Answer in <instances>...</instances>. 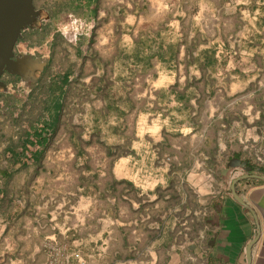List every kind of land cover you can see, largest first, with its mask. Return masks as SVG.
<instances>
[{
  "label": "crops",
  "instance_id": "0c3cea01",
  "mask_svg": "<svg viewBox=\"0 0 264 264\" xmlns=\"http://www.w3.org/2000/svg\"><path fill=\"white\" fill-rule=\"evenodd\" d=\"M125 1L101 13L108 39L167 51L147 103L114 138L74 141L69 167L44 171L36 142L20 148L36 164L0 165V264H264V180L234 184L264 178V0Z\"/></svg>",
  "mask_w": 264,
  "mask_h": 264
},
{
  "label": "rangeland",
  "instance_id": "374dc122",
  "mask_svg": "<svg viewBox=\"0 0 264 264\" xmlns=\"http://www.w3.org/2000/svg\"><path fill=\"white\" fill-rule=\"evenodd\" d=\"M107 1H98L95 16L90 15L92 18L85 15L87 10L72 9L78 4L76 0L34 1L36 9H40L43 17H49V21L42 23L43 31L27 32L26 40L19 48H23L25 54L48 60L47 69L39 84L33 78L26 81L16 78L9 82L7 89L0 88V165L3 170L25 169L19 165L12 166L6 156L20 151L21 138L31 128H36L38 119L46 115L48 87L60 75L68 78L69 82L61 99L59 128L47 147L49 159L44 171L57 162V156L63 157L61 169L69 167L68 156L74 154L71 146L74 141L78 149L83 150L86 142L112 138L116 135L120 119L126 114L132 115L136 108L147 103V99L138 96L142 88L148 87L144 80L149 75L148 56L153 51L147 57H140L139 50L118 46L115 32L112 39H108L107 30L103 28L106 19L101 13L119 11L121 3L115 2L112 6ZM131 4V0L125 1V9ZM159 6L155 5L156 8ZM73 19L79 22L78 32L75 41L70 42L60 31H55L59 29L58 25L69 24ZM68 36H72L71 30ZM160 40L162 38L158 36L152 41H144L142 46L158 45ZM27 194L29 202L36 205V197L32 196L34 190L29 188ZM45 200L39 205L46 203L49 209L56 205L49 198Z\"/></svg>",
  "mask_w": 264,
  "mask_h": 264
},
{
  "label": "water",
  "instance_id": "95a60500",
  "mask_svg": "<svg viewBox=\"0 0 264 264\" xmlns=\"http://www.w3.org/2000/svg\"><path fill=\"white\" fill-rule=\"evenodd\" d=\"M35 0H0V87L6 88L2 81L4 73L24 76L28 70L43 69L48 60L34 58L30 54L17 56L15 49L23 33L29 29H34V23L40 17V11L34 5ZM245 178H259L257 175H246L235 180ZM234 190V187H233Z\"/></svg>",
  "mask_w": 264,
  "mask_h": 264
},
{
  "label": "trees",
  "instance_id": "16d2710c",
  "mask_svg": "<svg viewBox=\"0 0 264 264\" xmlns=\"http://www.w3.org/2000/svg\"><path fill=\"white\" fill-rule=\"evenodd\" d=\"M77 6H72L75 11H89L90 7H94L93 16L96 14L97 3L99 0H76ZM143 45V44H142ZM139 54V51H138ZM137 54V55H138ZM208 54V53H207ZM209 55V54H208ZM207 55V57H209ZM167 56V51L163 46H159L155 50L150 58H157L159 60L164 59ZM212 64V63H211ZM68 78L59 76L55 80H52L48 87V94L45 97V113L46 115L38 119L39 125L36 128H31L23 138H21V144L29 145L32 142L41 143L43 150L47 148L56 134L60 121H61V110H62V97L66 93V87L68 85ZM36 147L31 150L28 154H22L21 151L16 153H9L6 159L12 166L21 165V167H27L31 164H36L35 160Z\"/></svg>",
  "mask_w": 264,
  "mask_h": 264
},
{
  "label": "flooded vegetation",
  "instance_id": "af4514ba",
  "mask_svg": "<svg viewBox=\"0 0 264 264\" xmlns=\"http://www.w3.org/2000/svg\"><path fill=\"white\" fill-rule=\"evenodd\" d=\"M39 11H40V9H39ZM48 21H49V17H47V18L43 17V13L40 11V17L34 23V29H29V30L25 31L23 33V37L17 43L16 50H15L17 56L25 55V53H24L25 51H23V48H19V45L26 40V38H25L26 33L27 32L33 33V32L43 31V25L44 24H42V23L48 22ZM17 48H19V49H17ZM34 58H37V57H34ZM46 69H47V65L44 66V68L42 70L39 68L30 69V70H28V74L25 75V77L19 76V75H12L9 73H4V75L2 76V81L6 84L5 89L8 88L9 82L13 79H16V78H19L22 81L30 80L31 78H33V79H35L36 84H39V82L41 80V76L45 73ZM0 88H3V87H0Z\"/></svg>",
  "mask_w": 264,
  "mask_h": 264
},
{
  "label": "clouds",
  "instance_id": "9594fccd",
  "mask_svg": "<svg viewBox=\"0 0 264 264\" xmlns=\"http://www.w3.org/2000/svg\"><path fill=\"white\" fill-rule=\"evenodd\" d=\"M78 24L79 22L73 19L69 24L58 25V28L63 36H65L66 38H69L70 42H74L76 34L78 32ZM69 30L72 31L71 37L68 36Z\"/></svg>",
  "mask_w": 264,
  "mask_h": 264
},
{
  "label": "built area",
  "instance_id": "2783aa9c",
  "mask_svg": "<svg viewBox=\"0 0 264 264\" xmlns=\"http://www.w3.org/2000/svg\"><path fill=\"white\" fill-rule=\"evenodd\" d=\"M234 53H235V55H237L236 51ZM74 257L79 260L80 259V254H75ZM48 264H53V262H49Z\"/></svg>",
  "mask_w": 264,
  "mask_h": 264
}]
</instances>
